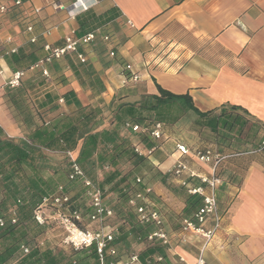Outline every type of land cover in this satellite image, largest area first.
I'll use <instances>...</instances> for the list:
<instances>
[{"label":"crops","instance_id":"obj_1","mask_svg":"<svg viewBox=\"0 0 264 264\" xmlns=\"http://www.w3.org/2000/svg\"><path fill=\"white\" fill-rule=\"evenodd\" d=\"M57 2L69 7L74 1L26 0L16 21L8 14L0 28L1 41L7 36L12 38L7 49L16 48L22 54L39 50L38 62L45 55V44L61 45L71 30L77 37L98 30L97 38L108 35L109 43L98 44L96 38L86 49L85 63L68 56L47 64L51 81H46L38 69L26 70L18 86L27 97L23 113L5 96L7 80L19 69H10L5 58H0L1 139L19 138L32 146L30 131L23 123L25 114L33 118V123L41 124L40 114L44 126H48L80 108L103 112L123 104H137L145 96L157 95L158 87L175 95L188 94L200 113L212 112L205 119L213 123L212 127L216 121L220 128L226 120L215 119L221 108L236 106L247 113L251 124L264 128V0H89L92 6L77 9L74 18L56 8ZM11 3L12 0H0V5ZM28 25H33L34 43L28 41L25 32ZM46 31L50 32L48 36L43 35ZM110 50L114 57L108 56ZM127 73L135 74L137 81L129 80ZM185 116L191 117L189 123L182 117L170 127L163 125L162 140L139 142V135L131 139L144 155L131 174L149 178L158 172L149 184L148 200L158 201L164 208L173 201L169 188L183 189L180 180L171 174L179 158L177 144L190 151L182 158L196 175L187 179L189 188L200 186L198 177L211 172L210 165L196 162L194 152L210 151L218 156L230 153L219 138L223 130H198L191 125L197 115L188 112ZM188 131L191 136L186 134ZM154 142L157 146L152 150ZM38 147L48 152L44 164L49 170L68 156L63 151ZM70 154L76 158L78 148ZM261 156L263 162L251 155L233 156L216 167L223 178L215 196L227 205L221 211V227L203 250L205 264H264V154ZM184 206L183 195L175 213H182ZM172 212H165V222L172 223ZM192 238L199 243L195 254L182 248L164 250L170 264H195L203 240ZM47 248L53 254H69L65 247Z\"/></svg>","mask_w":264,"mask_h":264},{"label":"trees","instance_id":"obj_2","mask_svg":"<svg viewBox=\"0 0 264 264\" xmlns=\"http://www.w3.org/2000/svg\"><path fill=\"white\" fill-rule=\"evenodd\" d=\"M21 2L22 6L9 7L6 15L11 14V17L21 15L24 11L21 8L26 0H21ZM38 51L33 50L27 54L17 51L16 54L7 55L5 62L10 69L18 68L25 72L37 63ZM125 75L130 80L129 73ZM157 91V95L145 96L137 104H123L112 111L105 109L101 112L90 109L85 112L80 108L75 114H70L52 124L49 123L48 126H44L46 123L40 114H38L40 117L38 120L41 124L33 123V118L25 114L23 123L30 131L28 135L32 146L23 139L0 138V219L4 222V225L0 226V264H93L94 262L99 264L93 248L80 251L71 250L68 255L61 251L53 254L47 248L46 239H40L50 225L39 226L32 221V212L40 204L42 198L58 193L59 187L62 188V193L70 198L61 211L68 214V212L77 210L83 219H87L92 210L89 206L82 211L79 210L80 205H74L77 197L70 195L71 188L79 184L81 186L79 198L82 201L88 200L85 196L87 189L83 183L84 179L89 180L101 191L103 201L105 185H109V190L116 196L115 203L107 206L113 211V216L120 217V232H113V240L109 243V247L115 250V255L110 256L105 251L106 263L113 261L115 264H122L131 256L120 259L118 254L119 244L122 243V239L123 241L125 239L123 228L127 229L125 233L134 235L136 241H145L147 235L152 232L153 225L142 224L138 220L136 207L129 206V201L137 194L150 198L149 184L158 172L153 173L149 178L131 174V171L139 167L144 160V155L135 151L139 144H132V137L139 135V142L157 141L150 135L155 125H160V131L163 134V125L170 127L188 112L197 115L191 125L198 130L209 127L217 133L219 128L218 122L215 121L212 127L213 123L205 120L212 115V112L200 113L193 106L188 94L175 95L160 87ZM5 96L15 109L20 110L21 113L24 112L27 97L23 88L16 90L7 88ZM222 117L226 120L220 124L219 129L223 131L219 133V138L230 153L221 162L233 156L264 154V146L261 147L264 142V128L257 123H249L247 113L243 109L236 106H225L220 109L215 119L220 120ZM105 124L108 127L104 126ZM126 124L137 126L139 130L133 132L131 128L126 127ZM245 127H247L246 136L252 141L248 147H243V144L239 143V137ZM120 129L125 130V133H122ZM234 131L236 133L232 135ZM153 144L152 150L157 146V143ZM38 146L63 152H74L78 148V155L74 160L82 170L83 178H69L70 161H67L63 170H49L44 164L47 159ZM123 164L128 165L126 170L122 168ZM96 169L98 173H103L101 180L91 176ZM56 175H58L57 178ZM51 176H55V179H51ZM216 176L219 179L223 178L220 168L216 170ZM182 188L185 189V206L176 219L179 226L184 217L191 216L201 206L200 196L188 194L187 186H182ZM136 203L138 206L141 205L140 200ZM157 211L160 213L159 210ZM13 218H15L14 224L10 222ZM20 245L28 249L27 254L20 249ZM164 248L166 247L156 244L146 245L137 253L139 263L170 264L164 254ZM157 257L160 260H157Z\"/></svg>","mask_w":264,"mask_h":264},{"label":"built area","instance_id":"obj_3","mask_svg":"<svg viewBox=\"0 0 264 264\" xmlns=\"http://www.w3.org/2000/svg\"><path fill=\"white\" fill-rule=\"evenodd\" d=\"M73 1L74 2L69 7L64 6L60 2L55 3V7L65 10L70 18H74V12L77 9L81 8L82 10H86L92 6V4L89 3V0ZM19 6H22L21 0H13L9 6L0 5V16L6 14L9 7ZM33 12L34 14H38L37 9H34ZM25 32L29 35L28 41L30 43L36 42V37L33 35V25L26 26ZM49 34V31L43 33L45 36H48ZM99 36L100 34L98 30L88 32L79 37L76 36L74 30H71L63 37L61 45L51 46L50 44H45L43 46V51L45 52L44 57L35 65L31 66L30 70L34 71L38 69L46 81H51L48 70L45 67L47 64L59 61L68 56H73L79 63H85L86 55L83 48L88 47ZM102 40L105 43H109L108 35L102 36ZM11 42L12 38L10 36H7L2 41L0 44V58H5L9 54L17 53L16 48L7 49L6 45ZM109 55H114L112 50L109 51ZM129 68V66H126L127 70H129ZM0 72L2 73V71ZM24 73L25 72L21 70L14 71L11 77L7 80L6 85L10 88L18 87ZM137 79L138 77L135 74L131 75L130 80L132 82H136ZM126 127L131 128L133 132L139 130L137 126H130L129 124H126ZM150 135L157 141L164 138V135L160 131L159 124L155 125L150 132ZM263 146L264 142H262L261 147ZM135 151L140 155L142 154L138 149ZM176 151L179 153V158L174 163L171 174L173 177L180 180L181 186L186 187L187 179L196 176L182 160V158L190 155V151L184 145L180 144L176 145ZM67 155L69 157L71 170L69 178H83V172L75 163L70 152H67ZM193 156L197 162L210 165L211 172L209 175L198 177L201 183L200 186L187 187L186 192L188 194L201 197V206L196 212H194V214L189 217H184L181 220L180 234L195 235L203 240L202 248L196 258L195 264H205L203 250L210 244L216 232L221 227L222 222V216H220L218 212L217 199L215 196V189L221 184V180L216 176L215 170L218 163L228 156L214 155L210 151L194 152ZM83 183L87 189L85 196L88 199V206L92 210L91 214L88 215L87 220L90 223L97 224L98 227L96 229L81 226L84 219L79 211H71L68 212V214L61 211L70 200L68 195L62 193L61 187L58 188V193L42 198L40 204L32 212V221L39 226L45 225L49 222L56 223L63 231L61 244L64 247H68L73 251L93 248L96 251L99 264H115L113 261L106 263L105 259V251H107L110 256L115 255V250L112 247H109V243L113 240V230H106L102 225L105 219L113 216V211L104 203L102 193L97 187L86 179L83 180ZM205 186L209 190L208 193H205ZM137 200L141 201V205H137ZM129 204L136 207L138 220L142 224H150L154 227V230L147 235L145 241L152 245L158 243V245L168 248L171 238L164 229L161 214L151 206L148 198L137 194L129 201ZM10 222L14 224L15 218L11 219ZM3 225L4 222L0 219V226ZM20 249H22L24 253H28V249L25 248L24 245H20ZM157 260H160V258L157 257ZM138 262L137 254H132L122 264H137Z\"/></svg>","mask_w":264,"mask_h":264},{"label":"rangeland","instance_id":"obj_4","mask_svg":"<svg viewBox=\"0 0 264 264\" xmlns=\"http://www.w3.org/2000/svg\"><path fill=\"white\" fill-rule=\"evenodd\" d=\"M10 18H12V19H14V21H16L15 16H12V17L10 16ZM6 19H8V16L6 14L0 16V28L3 26L2 20L5 21ZM96 40H97L98 44H101V42L103 44H105V42L102 40V37L101 38H97ZM2 41L0 39V42H2ZM107 44H105V45H107ZM88 47L83 48L84 53L86 52V49ZM108 56L109 57H114V55L113 56H110L109 54H108ZM16 88H18V87H16ZM8 89L13 90L15 88L8 87ZM190 120H191V117L190 116H184V121L186 123H189ZM249 123H250V121H249ZM104 126H107V124H105ZM120 131H122V133L123 132L125 133V130H123V129L122 130L120 129ZM246 131H247V127H245V130L242 132L241 136L239 137L240 138L239 139V143L243 144L242 145L243 147H248L250 145V143L252 142V141H250L251 140L250 137H247L246 136ZM235 133H236L235 131L232 132V135L235 134ZM186 134L189 135V136L192 135L191 132H189V131L186 132ZM42 152H43L44 155L47 156V153L48 152L46 150H43ZM65 155H67V152H66ZM252 158L258 159V160H260V162H263V157L261 155H256V156H253ZM67 161H68V156L65 157V159L62 160L63 163L60 162L59 165H56V166L54 165L53 168L54 169H57V170H63V169H65V165H66ZM204 165H206V164H204ZM122 168L126 170L128 168V165L123 164L122 165ZM101 174H103V173H98V169H96V170H94V172H92L91 176H93V177L95 176L97 178V180H101V178H102L101 177ZM172 188L174 190L171 189V188H169V191H170V194L172 196L171 199L173 201H169V203L167 202V204H169V207L166 206V208H164L163 206H161L158 203V201H151L149 199V202H150L151 206L154 209L159 210L160 211V214H163V216L161 215L162 218H163V226H164L165 231L169 234V237L171 238L170 245H169L168 249H171L172 252H173V251L176 250V248H182V249H185L187 251H192L195 254L196 253V249L199 246V243L195 240V238H192L195 235H191V234L181 235L180 234V228H179L180 226L177 224V220H176L177 217L179 216V214H177L175 212L179 211V209H178L179 207L178 206H179V203L181 202V200L183 198V195H185V190H183V189H177V188H174V187H172ZM80 190H81V186L79 184L74 185L71 188L70 195L72 197L73 196H76L77 197V201H75L74 205L75 204L76 205H80L79 206L80 207L79 210L82 211V210L88 208V200L87 201L86 200L85 201H82L79 198L78 194H79ZM103 192H104V201H105L104 203L106 205H108V206L113 205L115 203L116 196H115V194L112 191L109 190V185H105L104 186ZM226 205H227V202L225 200H223V199H221V201H220V199L217 200L218 212H219L220 216H222L221 215V211L222 210H225ZM129 206H131V205L129 204ZM167 210L168 211L170 210V212L171 211H174V212H172L174 214V218L172 219V223H170L168 221H166V222L164 221V217H165V214H166L165 212ZM47 224H49L50 227H49V229L45 230L44 234L42 235V238H45L46 239L47 244L49 243L48 244V247L50 246L51 248H53L55 250L56 249L62 250V248L64 247L61 244V239L63 237V231L58 227V225L56 223L49 222ZM120 224H121L120 217L118 215H115V216H112L110 218H107L102 223V225L105 227L106 230H108V228H110V230H113V232H117V233L120 232V230H119L120 229ZM32 225L33 224H30V226H32ZM81 226L82 227H88L90 229H96L98 227L97 224L90 223V222H88L87 219H84L82 221ZM126 230H127L126 228H123L122 229V231L124 232L123 234H125V236H124L125 239H124V241L122 239V243L119 244V246H120V252L118 254H119L120 259H125L129 255L139 253L141 250H143L145 248L146 245H152V244L147 243L146 241H142V240H139V241L137 240L136 241V239H134V235L129 234V233L128 234L125 233ZM153 230H154V227H153ZM211 242H212V240H211ZM155 244L158 245V243H155ZM164 249L166 250L167 247L164 248ZM65 250H67L68 252L71 251V249L68 248V247H65ZM67 251H65V252H67ZM178 263H179V261H178Z\"/></svg>","mask_w":264,"mask_h":264}]
</instances>
